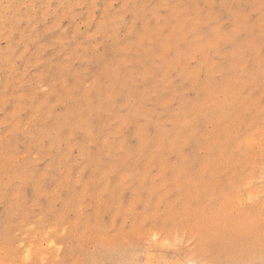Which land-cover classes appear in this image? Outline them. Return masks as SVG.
I'll return each mask as SVG.
<instances>
[{"label": "rangeland", "instance_id": "374dc122", "mask_svg": "<svg viewBox=\"0 0 264 264\" xmlns=\"http://www.w3.org/2000/svg\"><path fill=\"white\" fill-rule=\"evenodd\" d=\"M0 264H264V0H0Z\"/></svg>", "mask_w": 264, "mask_h": 264}]
</instances>
